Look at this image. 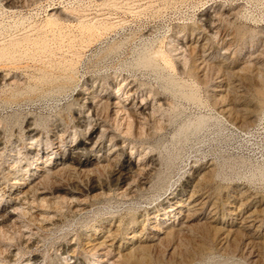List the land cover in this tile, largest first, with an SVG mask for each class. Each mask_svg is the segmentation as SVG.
Segmentation results:
<instances>
[{"label": "rangeland", "instance_id": "1", "mask_svg": "<svg viewBox=\"0 0 264 264\" xmlns=\"http://www.w3.org/2000/svg\"><path fill=\"white\" fill-rule=\"evenodd\" d=\"M0 190V264H264V0H0Z\"/></svg>", "mask_w": 264, "mask_h": 264}, {"label": "bare ground", "instance_id": "2", "mask_svg": "<svg viewBox=\"0 0 264 264\" xmlns=\"http://www.w3.org/2000/svg\"><path fill=\"white\" fill-rule=\"evenodd\" d=\"M196 40H198V39H196ZM196 43V42H195ZM197 44V43H196ZM200 44H201V42H200ZM191 45V44H190ZM197 46H198V44H197ZM194 47V46H193ZM192 47V48H193ZM129 85V84H128ZM134 85V84H133ZM131 86V85H130ZM129 86V87H130ZM130 89V88H129ZM128 91V90H127ZM129 91H131V89L129 90ZM128 91V92H129ZM125 92V91H124ZM88 94V93H87ZM90 94V93H89ZM109 94V93H108ZM116 94V93H115ZM120 94V93H119ZM126 94V93H125ZM103 95V94H102ZM127 95V94H126ZM129 95H131V92L129 93ZM95 96V95H94ZM110 96V95H109ZM108 96V97H109ZM97 97V96H96ZM99 97V96H98ZM77 98V97H76ZM81 98V97H80ZM83 98V97H82ZM87 98V97H86ZM119 98V97H118ZM118 98L116 97V96H114L113 97V107H114V109L116 110V112L115 113H117V115L118 114H120V111H117V108L120 110V108H122V107H120L119 106V101H118ZM123 98V97H122ZM134 98V97H133ZM136 98V97H135ZM130 99V98H129ZM80 100V99H79ZM85 100V99H84ZM111 100V99H110ZM122 100V99H121ZM134 100V99H133ZM96 101V100H95ZM124 101H125V99H124ZM101 102V101H100ZM99 102V103H100ZM126 102V101H125ZM87 103V102H86ZM108 103V102H107ZM132 103V102H131ZM95 104V103H94ZM149 104V103H148ZM99 107V106H98ZM133 107H137V109L138 110H143V108H144V106L142 105V103H134L132 106H130V107H127V105H125L124 106V108H125V110L126 111H128V110H130L131 108H133ZM152 107V106H151ZM92 108V107H91ZM97 108V107H96ZM95 109V108H94ZM150 109V108H149ZM152 109V108H151ZM91 112V111H90ZM95 112H96V110H95ZM122 112V111H121ZM137 112V111H136ZM88 113V112H87ZM133 113V112H132ZM96 114V113H95ZM137 114V113H136ZM83 115V114H82ZM110 115V114H109ZM116 115V114H115ZM116 115V116H117ZM139 115V114H138ZM81 116V115H80ZM92 116V115H91ZM119 116V115H118ZM118 116H117V118H118ZM137 116V115H136ZM86 117V116H85ZM142 117V116H141ZM143 117H145V116H143ZM120 118V117H119ZM88 119V118H87ZM92 119V118H91ZM95 120V119H94ZM103 120V119H102ZM113 120V119H112ZM122 120V119H121ZM126 120V119H125ZM105 121V120H104ZM124 121V120H123ZM81 122V121H80ZM95 122V121H94ZM106 122V121H105ZM136 122V121H135ZM82 123V122H81ZM80 123V124H81ZM91 123V122H90ZM101 123V122H100ZM98 124H99V122H98ZM110 124V123H109ZM112 124V123H111ZM89 125V124H88ZM91 125V124H90ZM89 125V126H90ZM93 125V124H92ZM103 125V124H102ZM105 125V124H104ZM91 127V126H90ZM97 127H99V125L97 126ZM113 127V126H112ZM110 128V127H109ZM130 128V127H129ZM85 129V128H84ZM89 129V128H88ZM95 129V128H94ZM100 129H102V128H100ZM113 131V130H112ZM129 131V130H128ZM31 133V132H30ZM86 133V132H85ZM89 133V132H88ZM115 133V132H114ZM99 135V134H98ZM111 135V134H110ZM57 136V135H56ZM71 136V135H70ZM85 136V135H84ZM97 136V135H96ZM113 136V135H112ZM54 137V136H53ZM62 137V136H61ZM114 137H115V135H114ZM121 137V136H120ZM58 138V137H57ZM99 138V137H98ZM110 138V137H109ZM62 139V138H61ZM87 139V138H86ZM108 139V138H107ZM85 140V139H84ZM104 140V139H103ZM102 140V141H103ZM59 141H61V140H59ZM111 141V140H110ZM63 142H64V140H63ZM67 142V141H66ZM124 142V141H123ZM62 143V142H61ZM77 143V142H76ZM102 144V143H101ZM108 144V143H107ZM106 144V145H107ZM52 145H54V144H52ZM95 145V144H94ZM93 145V146H94ZM108 145H110V144H108ZM80 146V145H79ZM92 146V145H91ZM118 146V145H117ZM83 147V146H82ZM101 147V146H100ZM105 147V146H104ZM127 147V146H126ZM56 148V147H55ZM68 148V147H67ZM88 148V147H87ZM57 149V148H56ZM75 149V148H74ZM45 150V149H44ZM63 150V149H62ZM62 150H60V151H62ZM65 150V149H64ZM124 150V149H123ZM72 151V150H71ZM85 151H87V149L85 150ZM94 151V150H93ZM99 151V150H98ZM109 151V150H108ZM129 151V150H128ZM83 152V151H82ZM118 152H120V151H118ZM63 153H65V152H63ZM73 153V152H72ZM85 153V152H84ZM89 153V152H88ZM95 153V152H94ZM114 153V152H113ZM136 154V153H135ZM37 155V154H36ZM50 155V154H49ZM55 155V154H54ZM130 155V154H129ZM39 157H40V155H38ZM45 156V155H44ZM82 156V155H81ZM99 156V155H98ZM106 156V155H105ZM111 156V155H110ZM116 156V155H115ZM46 157V156H45ZM77 157V156H76ZM67 158V157H66ZM108 157H106V159H107ZM130 158V157H129ZM111 159V158H110ZM113 159V158H112ZM132 158V156H131V158H130V160H129V162L130 163H132L133 162V160L135 159H133ZM54 160V159H53ZM88 160V159H87ZM95 160V159H94ZM63 161V160H62ZM137 161H139V160H137ZM141 161H143V160H141ZM36 162V161H35ZM42 162V161H41ZM58 162V161H57ZM77 162V161H76ZM90 162V161H89ZM122 162V161H121ZM128 162V163H129ZM146 163V162H145ZM147 163H148V161H147ZM43 164V163H42ZM59 165H60V163H58ZM62 164V166H64L65 168H71V167H73V166H71V164H67V162H65V163H61ZM133 164V163H132ZM150 164V163H149ZM33 165V164H32ZM43 165H45V164H43ZM57 165V164H56ZM111 165H113V164H111ZM115 165H117V164H115ZM146 165V164H145ZM31 166V165H30ZM130 166V165H129ZM8 167H10V166H8ZM12 167V166H11ZM33 167V166H32ZM96 167V166H95ZM13 168V167H12ZM102 168H103V166H102ZM143 168V167H142ZM10 169V168H9ZM14 169V168H13ZM67 169H66V171H67ZM90 169V168H89ZM89 169H88V171H89ZM129 169V168H128ZM132 169V168H131ZM145 169V168H144ZM13 171V170H12ZM46 169H44V170H42V172H44V173H46ZM65 171V172H66ZM70 171V170H69ZM72 171V170H71ZM75 171H76V169H75ZM99 171V170H98ZM10 172V171H9ZM29 172V171H28ZM39 172H41V171H39ZM120 172V171H119ZM141 172V171H140ZM143 172V171H142ZM13 173H14V171H13ZM37 173V172H36ZM51 173V172H50ZM58 173V172H57ZM67 173V172H66ZM85 173V172H84ZM114 173V172H113ZM127 173V172H126ZM125 173V174H126ZM133 173V172H132ZM136 173V172H135ZM128 174V173H127ZM10 175V174H9ZM25 175V174H24ZM31 175V174H30ZM40 175V174H39ZM60 175V174H59ZM85 175H87V173L85 174ZM90 175V174H89ZM93 175V174H92ZM96 175V174H95ZM94 175V176H95ZM136 175V174H135ZM134 175V176H135ZM32 176V175H31ZM56 176V175H55ZM61 176V175H60ZM147 176V175H146ZM14 177V176H13ZM20 177V176H19ZM22 177V176H21ZM54 177V176H53ZM140 177V176H139ZM138 177V178H139ZM10 178V177H9ZM45 178V177H44ZM60 178V177H59ZM137 178V179H138ZM145 178V177H144ZM147 178V177H146ZM129 176H127V177H125L124 179H122V181H121V183H122V185H125V184H127L128 183V181H129ZM136 179V180H137ZM26 180H28V178L26 179ZM59 180V179H58ZM91 180V179H90ZM96 180V179H95ZM138 180H140V179H138ZM137 180V181H138ZM7 181V180H6ZM24 181V180H23ZM89 181V180H88ZM135 181V180H134ZM21 182V181H20ZM44 182V181H43ZM42 182V183H43ZM96 182V181H95ZM118 182V181H117ZM129 182H131V181H129ZM10 183V182H9ZM41 183V184H42ZM102 183V182H101ZM6 184V183H5ZM16 184V183H15ZM21 184V183H20ZM79 184V183H78ZM120 184V183H119ZM54 185V184H53ZM59 185V184H58ZM66 185V184H65ZM82 185V184H81ZM6 187H7V185H6ZM55 187H56V185H55ZM17 188V187H16ZM44 188V187H43ZM53 188V187H52ZM57 188V187H56ZM117 188V187H116ZM131 188H132V185H131ZM2 189V188H1ZM84 189V188H83ZM90 189V188H89ZM92 189V188H91ZM98 189V188H97ZM130 189V188H129ZM43 190H46V189H43ZM65 190V189H64ZM105 190V189H104ZM1 191V190H0ZM7 191H9V190H7ZM48 191V190H47ZM59 191V190H58ZM87 191V190H86ZM85 191V192H86ZM4 192V191H3ZM19 192V191H18ZM53 192V191H52ZM51 192V193H52ZM65 192V191H64ZM63 192V193H64ZM103 192V191H102ZM50 193V194H51ZM193 193V192H192ZM17 194H19V193H17ZM16 194V195H17ZM43 194H44V192L43 191H40L38 188H37V183H36V181L35 182H29V183H27V182H25V183H23V184H21V186H20V195L22 196V200H24L25 201V203L27 204V203H30V202H38V201H42L43 199H44V197H43ZM54 194V193H53ZM69 194V193H68ZM175 194V193H174ZM2 195V194H1ZM13 195V194H12ZM48 195V194H47ZM71 195H72V193H71ZM70 195V196H71ZM176 195V194H175ZM195 195V194H194ZM89 196V195H88ZM200 196V195H199ZM198 196V197H199ZM52 197H53V195H52ZM74 197H76V196H74ZM90 197H91V195H90ZM189 197V196H188ZM3 198V197H2ZM8 198V197H7ZM12 198V197H11ZM56 198L58 199V201H59V204L60 205H62V202H65L66 201V197L64 198V197H62V196H60V195H56ZM55 198V199H56ZM87 198V197H86ZM183 198V197H182ZM16 199V198H15ZM21 199V198H20ZM20 199H19V201H20ZM76 199V198H75ZM82 199V198H81ZM189 199V198H188ZM53 200V199H52ZM74 200V199H73ZM87 200V199H86ZM85 200V201H86ZM205 200V199H204ZM9 201V200H8ZM13 201V200H12ZM21 202V201H20ZM20 202H17V203H14L13 204V206L12 207H10L9 209H6L5 211H1L0 210V229H2L3 227H5L6 225H8L9 223H14V222H17V221H19V217L21 216V215H19V213L17 212L18 210H19V207H17V205H22V203H20ZM23 202V201H22ZM43 202H45L44 200H43ZM53 202V201H52ZM72 202V201H71ZM78 202V201H77ZM80 202L81 203H79V204H83V202L80 200ZM189 202V201H188ZM198 202V201H197ZM208 202V201H207ZM7 203V202H6ZM54 203V202H53ZM201 203V202H200ZM249 203V202H248ZM40 204V203H39ZM65 204V203H64ZM63 204V205H64ZM183 204H185V203H183ZM57 205V204H56ZM59 205V206H60ZM192 205V204H191ZM201 205V204H200ZM40 206H42V205H40ZM58 206V205H57ZM76 206V205H75ZM195 206V205H194ZM235 206V205H234ZM53 207V206H52ZM55 207V206H54ZM191 207V206H190ZM190 207H189V209H190ZM251 207V206H250ZM36 208V207H35ZM38 208V207H37ZM44 208V207H43ZM194 208V207H193ZM235 208V207H234ZM254 208H256V207H254ZM4 209H5V207H4ZM3 209V210H4ZM30 209V208H29ZM42 209V208H41ZM50 209H51V207H50ZM49 209V210H50ZM55 209V208H54ZM183 209V208H182ZM191 209H192V207H191ZM199 209V208H198ZM248 209V208H247ZM23 210V209H22ZM39 210V209H38ZM44 211V210H43ZM167 211V210H166ZM176 211V210H175ZM188 211V210H187ZM198 211V210H197ZM238 211V210H237ZM260 211V210H259ZM258 211V212H259ZM56 212V211H55ZM189 212V211H188ZM190 212H192V211H190ZM195 212V211H194ZM241 212V211H240ZM253 212V211H252ZM257 212V213H258ZM37 213H38V211H37ZM231 213V212H230ZM39 214V213H38ZM235 214V213H234ZM255 214V213H254ZM189 215V214H188ZM187 215V216H188ZM253 215V214H252ZM40 216H42V215H40ZM213 216V215H212ZM241 216V215H240ZM244 216V215H243ZM247 216H249V215H247ZM260 216V215H259ZM48 217V216H47ZM171 217H173V216H171ZM207 217V216H206ZM246 217V216H245ZM260 217H262V216H260ZM42 218V217H41ZM156 218V217H155ZM208 218V217H207ZM212 218V217H211ZM248 218V217H247ZM164 219V218H163ZM210 219V218H209ZM214 219V218H213ZM246 219V218H245ZM262 220V219H261ZM115 221V220H114ZM237 221H239V220H237ZM245 221V220H244ZM244 221H243V223H244ZM155 222V221H154ZM211 222V221H210ZM236 222V221H235ZM261 222V221H260ZM8 223V224H7ZM250 223H252V222H250ZM15 224V223H14ZM134 224V223H133ZM233 224V223H232ZM13 225V224H12ZM118 225V224H117ZM116 225V226H117ZM151 225V224H150ZM240 225V224H239ZM249 225V224H248ZM247 225V226H248ZM258 225V224H257ZM11 226V225H10ZM244 227H242V228H245V225H243ZM109 227H111V226H109ZM108 227V228H109ZM121 227V226H120ZM135 227H136V225H135ZM154 227V226H153ZM166 227V226H165ZM237 227V226H236ZM240 227V226H239ZM250 227V226H249ZM168 228H169V225H168ZM115 229V228H114ZM141 229V228H140ZM237 229V228H236ZM261 229V228H260ZM96 230V229H95ZM99 230V229H98ZM131 230V229H130ZM153 230H154V238H156V239H158V238H161V236H162V234H164V232H163V230H160V229H158L157 227H154L153 228ZM167 230V229H166ZM228 230H230V228L228 229ZM108 231V230H107ZM127 231V230H126ZM165 231V230H164ZM249 231V230H248ZM143 232H144V230H143ZM148 232V231H147ZM146 232V233H147ZM253 232V231H252ZM260 232V231H259ZM141 233V232H140ZM149 233V232H148ZM170 233V232H169ZM255 233H256V231H255ZM107 234V233H106ZM114 234V233H113ZM139 234V233H138ZM104 235V234H103ZM115 235V234H114ZM132 235H133V233H132ZM137 235V234H136ZM143 235V234H142ZM90 236V235H89ZM129 236V235H128ZM112 237H113V235H112ZM111 237V235H109V236H107L103 241H100L98 238H94L91 242H90V244H89V246H90V248L91 249H99V248H101V245L102 246H104V244H113V238ZM140 237V236H139ZM144 237V236H143ZM153 238V237H152ZM114 239H115V237H114ZM139 239V238H138ZM25 240V239H24ZM128 240V239H127ZM145 240V239H144ZM134 241V240H133ZM115 242V241H114ZM133 243V242H132ZM137 243V242H136ZM160 243V242H159ZM152 244V243H151ZM156 244V243H155ZM117 245V244H116ZM115 245V246H116ZM135 245V244H134ZM143 245V244H142ZM147 245V244H146ZM152 245H154V244H152ZM108 246V245H107ZM132 246V245H131ZM144 246V245H143ZM158 246V245H157ZM71 247V246H70ZM106 247V246H105ZM87 248V247H86ZM111 248H112V246H111ZM121 248V247H120ZM124 248V247H123ZM148 248V247H147ZM134 249V248H133ZM141 249V248H140ZM105 250V249H104ZM117 250H119V249H117ZM146 250V249H145ZM109 251V250H108ZM113 251H114V249H113ZM112 251V252H113ZM103 252H105V251H103ZM92 253V252H91ZM106 253V252H105ZM115 253V252H114ZM120 253V252H119ZM135 253V252H134ZM108 254V253H107ZM141 254V253H140ZM144 254V253H143ZM10 255V257H13L14 256V254H13V252L11 251V253L9 254ZM70 255H71V253H70ZM94 255V254H93ZM98 255V254H97ZM129 256V255H128ZM115 257V256H114ZM141 257H143V256H141ZM145 257V256H144ZM109 258V257H108ZM117 258V257H116ZM139 258V257H138ZM98 259H99V257H98ZM105 259V258H104ZM118 259V258H117ZM119 259H121V258H119ZM78 260V259H77ZM95 260V259H94ZM103 260V259H102ZM107 260V259H106ZM130 260H131V258H130ZM36 261V260H35ZM105 261V260H104ZM114 261V260H113ZM121 262V260L118 262V264ZM142 262V261H141ZM96 263V262H95ZM103 263V262H102ZM85 264V263H84ZM91 264V263H90ZM113 264V263H112Z\"/></svg>", "mask_w": 264, "mask_h": 264}]
</instances>
